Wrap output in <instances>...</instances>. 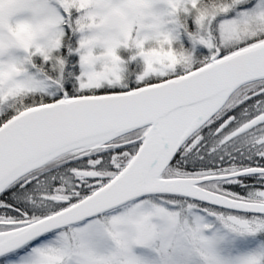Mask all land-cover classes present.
<instances>
[{"label": "snow or ice", "instance_id": "obj_1", "mask_svg": "<svg viewBox=\"0 0 264 264\" xmlns=\"http://www.w3.org/2000/svg\"><path fill=\"white\" fill-rule=\"evenodd\" d=\"M0 264H264V0H0Z\"/></svg>", "mask_w": 264, "mask_h": 264}]
</instances>
